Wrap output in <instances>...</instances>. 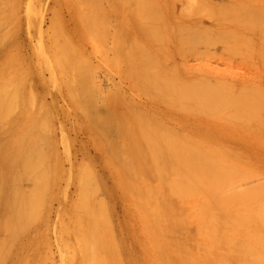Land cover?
<instances>
[{
  "label": "rangeland",
  "instance_id": "1",
  "mask_svg": "<svg viewBox=\"0 0 264 264\" xmlns=\"http://www.w3.org/2000/svg\"><path fill=\"white\" fill-rule=\"evenodd\" d=\"M180 1H176L175 7H172L177 15L188 14L191 17V13L194 15L200 13L198 15L203 17L200 26L203 23V26L210 25L211 19L206 16L204 18L207 3L205 6L203 0H186L187 2L182 0L180 6ZM162 6L163 0H0V142L12 146V150L16 152L20 144L29 139L30 152L35 155L32 156L31 165H38L35 167L39 168L35 169L37 170L35 174L33 169L31 173L33 179L30 177L31 180L22 181L24 189L32 190L27 193L28 199L24 197L23 201L14 198L11 204L14 207L9 209L10 213L8 211L5 215H0L2 221L0 222V264H94L96 261L95 264H152L153 262L156 264L159 260L161 264H168L166 259L170 264H187L188 262H180V260L183 262V259L178 261L176 257L171 256L174 254L170 249L174 246L170 245L169 240L168 243L166 236L164 238L167 243L163 240L161 233H164L165 227L161 230V225H158L159 231H162L159 232L156 225L158 221L155 218L160 217L157 211L161 210V207L168 212L173 207L174 196L178 197L177 186L186 191L182 186L188 176L187 164L190 156V162L197 161L201 165L215 163L214 165L221 166L218 161L223 155L228 164L222 162L221 167L225 164L228 167H224L225 171L229 168L230 171L233 169L231 173L233 175L229 177L230 180L228 179V187L222 182L227 187L223 192L228 196L230 192L259 196L255 201L262 202L259 208H261L260 213H264V149L260 148V152L251 154L241 150L239 153V149L235 148L236 151L233 146L234 150L227 148L228 151L214 147V152L217 153H208L201 141L189 140L187 137L169 133L166 130L168 126L159 113L153 111L141 113L139 107L135 105V102L142 100L164 106L163 101L172 103L176 98H179L177 102L181 105L189 103L186 96L190 90H176L158 84L159 67L162 63L164 66L165 64L171 66L173 60L169 59L173 58L176 65L185 67L181 68L192 69V72L189 71L191 74L194 70L200 69L214 75L227 76L228 79L237 76L246 79L262 77L264 81V68L256 64V61H250L234 53L231 55L222 51L220 46L205 50L201 44L200 49L198 47V50L192 51L188 49L190 45L182 44L184 46L181 51L178 49L172 58L161 53L158 43L163 36L161 37L157 32H160L158 29L161 30L164 26L161 25L160 19L158 24H154L155 22L152 24L156 25L155 28L150 23L149 25L140 22L142 19L139 16L154 19L162 17ZM68 8L83 12L89 9L91 17L88 18L82 13L79 22H68L64 18ZM201 10L204 13L201 14ZM127 19H139L140 23L128 22ZM207 19H210L209 22ZM177 21L178 19L176 23ZM207 22L208 24H205ZM159 24L163 27L159 28ZM177 24L180 26L183 23ZM177 24L172 26L176 28L175 30H178ZM148 30L149 32L146 33ZM16 41L22 43L21 48L15 47ZM170 48L174 49L172 46ZM128 117L136 120L143 130L141 134L128 132ZM218 152L222 155L220 153L218 155ZM3 153L5 151L1 148L0 156ZM192 155L196 158L192 159ZM32 161L36 163L33 164ZM183 162L185 166L182 165ZM231 162L232 167L229 166ZM126 163L129 165L128 169ZM12 168L7 166L5 173L9 174ZM143 171L146 172L144 175H142ZM20 179L22 180L23 177ZM201 191L196 190L195 195L189 194L190 191L180 192L184 194L182 196L184 199L180 198L182 201L188 198L190 203L185 201L188 205L191 204L190 199L197 200L198 203L200 201V210L206 205L201 202L208 203L211 200L208 196V199L205 198L206 195H202L203 191ZM190 195H194V198ZM195 196L203 197L204 200L196 199ZM177 200L176 202L179 201ZM20 202H23V206ZM192 202L194 204L195 201ZM253 203L257 204L252 202L250 207L249 203L238 204L240 207L247 205L246 208H250L249 212L251 207L255 206ZM15 204L22 208H17ZM234 205L230 206L234 208ZM15 207L17 213L13 211ZM226 207L219 205L217 209L211 211L217 210L220 213L219 209H221L224 214L230 208ZM236 207L238 208L237 205ZM245 207L238 210L239 214L244 213L245 216L251 217V214L245 212L247 211ZM253 211L254 209L251 213L255 214L256 211ZM193 212L196 213L191 209L188 214ZM228 212L230 214V210ZM185 214L188 216L187 213ZM146 215L149 216L148 220L145 219ZM153 215L155 218L151 217ZM186 215L183 214V217ZM206 215L204 219H208ZM255 215H258V212ZM214 217L213 221L216 220V216ZM164 218L166 221L169 217L164 216ZM193 218L199 219L198 216ZM153 219L155 224L153 225L156 227L150 224ZM189 220V222L186 220L189 225L191 224L189 231L195 232L194 226L196 229L202 220L195 221L198 223L195 225L194 220L192 222L191 219ZM88 221L99 223L102 230L106 229L105 225L107 226L108 232L105 238L110 240L111 253L107 245L103 246L101 242L97 244L93 241L91 233L86 230ZM145 221L152 226H148ZM213 221L212 224L215 222ZM166 222L164 225L169 221ZM163 223L161 221L160 224ZM203 223L199 227L202 232L200 234H203L201 227L204 224L208 225V228L203 227L205 233L210 226L212 227L211 224ZM221 223L224 224L223 221ZM168 224L170 228L166 227V229L172 230L168 231L169 233L178 232L186 225L180 228L174 225L171 228V223ZM234 227L241 230V226ZM234 227L231 228L235 231ZM251 227L254 226L251 225L247 230H252ZM153 228H156L160 234L159 238L164 242V247L160 244L162 253L157 248H153L157 236L155 229L153 233ZM175 228L178 230L176 231ZM186 228L185 231L188 230ZM212 228L209 229V234L210 230L215 228L217 230V227ZM148 232L155 238H149ZM252 233L251 231L250 234ZM172 234H169L170 239L171 236L176 237L177 233ZM183 234L179 233L177 236ZM263 234L258 232L257 236L255 233V236L252 235L254 238H249L264 239ZM247 236L244 235L242 238H248ZM156 243L158 245V242ZM231 243L234 244L230 242L229 245H232ZM227 244L225 247L228 246ZM166 247L167 249H164ZM198 249L193 252L195 260L199 259L196 258L197 256L201 257L196 253L200 251ZM209 249L206 254L201 248L200 255L206 254L205 256L208 257V253L212 251ZM154 250L157 253H154ZM253 250L254 255L257 256L254 257L256 260H264V249L258 251L253 248ZM220 251L218 249V253L223 252ZM231 251L229 249V253ZM224 252L218 255L220 258H216L217 255L210 258V263L212 260L211 264L215 259H222L217 264L221 262V264H230L229 259L230 261L233 259L226 256L228 251ZM154 254L161 256V259L152 261L156 256ZM240 254L244 252L239 253L241 257ZM100 257L104 259V263ZM201 259L203 257L199 260ZM204 260L201 263L208 264L209 260L207 258V261ZM253 262L254 259L251 263ZM238 263L240 264V261Z\"/></svg>",
  "mask_w": 264,
  "mask_h": 264
},
{
  "label": "bare ground",
  "instance_id": "2",
  "mask_svg": "<svg viewBox=\"0 0 264 264\" xmlns=\"http://www.w3.org/2000/svg\"><path fill=\"white\" fill-rule=\"evenodd\" d=\"M176 1H179V0H163V6L161 7L163 10L162 11L163 14L161 15L162 17H157L158 20H157V18L154 19V18H147L144 16H139L142 19V21H140V22H145L147 24L150 23L152 27L154 26L152 24L154 22H155L154 24H158L159 19H160L161 25L164 26V28H162L161 30L158 29V31H160V32H157V33L161 34V37L163 36L159 40V43H158L159 44L158 46H160L159 50L161 51V53L166 54L168 56V58H172L174 56L175 52L178 49L180 50L184 46L182 44L190 45L191 47L189 46L188 49H190L192 51H196V50L200 49L201 44L205 50H209L212 47L215 49V48H217V46H220L222 48V51H226L227 53H229L231 55H233V53H234V55L238 54L242 58L245 57V58H248L250 61L253 60V62L256 61L257 62L256 64H259L261 68H264V0H203L204 5L206 6L205 3H207L208 5L206 6L207 11L204 13V11H205V8H204L203 9L204 11L201 10V14L203 12L205 14L204 18L206 16V18L208 17L211 19L210 25H207L208 27L206 25L203 26L204 23L201 24L202 26H200V22L203 21V17H202V15H198V14H200V13H198L199 10L195 11L198 14L194 15V13H191L194 17L191 14H190L191 17L188 14H186V16H184L185 14L184 15H177L173 9L175 7L174 5H175ZM203 1H202V3H203ZM29 2H31V1H29ZM183 2H184V0H183ZM177 4H178V2H177ZM179 4H181L180 6H182V0L180 1ZM179 7H178V9H179ZM54 13H56V12L54 11ZM82 13L86 14L88 16V18L91 17V11L89 9H86V11L83 12V10H76L75 8H68L65 11L64 18L68 22H79V18H80V16H82ZM178 16H180V17H178ZM183 16H184V18L186 17V19H184ZM196 16H197V18H196ZM139 17L137 16V18H139ZM139 19H137V20L127 19L126 21L138 22ZM176 19H178L177 23H179V24L183 23V24L179 26L176 23ZM179 20L181 23L179 22ZM209 20H208V22H209ZM140 22H138V23H140ZM208 22L205 24H208ZM173 24H177L178 30H175L176 28H173L174 27ZM159 25H157V26H159ZM161 25L159 26V28L163 27ZM200 27H202V28H200ZM155 28H157V27H155ZM149 29H151V28H149ZM164 29H165V31H164ZM147 32H149V30L146 31V33ZM151 36H153V34ZM171 46L174 49H171L170 48ZM15 47L17 49L21 48L22 43L20 41H16ZM169 60H173V63L171 66H169V65L167 66L166 64L164 66V64L162 62H161L162 64L160 63L161 66L159 67V69H161V70L158 69V73H157L158 74V82H159L158 84H161L163 86L172 87L176 90L177 89H179V90H181V89L190 90L189 94L186 96L189 103L187 105H181L177 102V99H179V98H176L174 100V102H172V103H170V102L166 103V101H163L165 103V105L163 106L160 103H154L152 101H142L141 100V101L135 102V105H137L139 107V110H140L139 112L142 113L144 111H153L154 113L155 112L159 113L161 115L162 120L168 126V127H166V130L169 131V133H173V134L178 135V136L187 137V138H189V140L195 139V140L201 141L202 144H204L203 147L205 148V150L208 153H213L215 150L214 147L215 148L218 147L217 149H219V147H220V149H222V150H226L227 148L230 150L231 149L234 150L235 148H237V150L239 149L238 150L239 153L241 150V152L242 151H245V152L248 151V152H251V154L252 153L256 154L257 151L260 152V150H259L260 148L264 149V81L262 80V77L261 78L256 77L257 79H254L253 77H252V79L251 78L246 79V78H240L237 76L235 78L231 77L230 79H228L227 76H225V77H227V78H225L224 76L222 77V76L214 75L213 73H212L213 74L212 75L211 73H208L209 71L200 70V69L194 70L193 74H191L189 71L192 72V69L186 70L187 68L183 69L185 67H183L181 65H176L175 64L176 63L175 58L169 59ZM181 67H183V68H181ZM260 67H258V68H260ZM188 72H189V74H188ZM230 76L231 75H229V77ZM258 78H260V79H258ZM180 100H182V99L180 98ZM127 122H128V127H129L128 132H132L133 134H137V135H139L143 132L142 128L139 127V124L136 122L135 119L128 117ZM30 143L31 142L29 141V139H26L23 142V144H20L21 146L18 148V150L16 152H14V150H12V146L10 147V146H7L6 143H4V142H0V149L2 148L5 151V153H3L0 156V161L2 162V163L0 162V168H1L0 169V171H1L0 172V201H1L0 202L1 203L0 204L1 205L0 215L1 216L8 213L9 209H13L12 207H14V205L12 206L11 204H12V201L14 200V198H16L17 200H23L24 201V197L27 198L29 196V195L27 196V193H29L30 190L28 191V189L23 188L22 181L27 182L28 180H31L30 177H32L31 173L33 172V169H34V174H35V171H37L39 169V168L35 167L38 165H33V166L31 165L30 161L33 160L32 156H35V155H32L33 152L32 153L30 152L31 151V144ZM216 143H217V145H216ZM232 146L234 149L232 148ZM228 149H227V151H228ZM7 150L8 151L10 150V151L8 152ZM222 150H221V152L224 153V151H222ZM215 153H217V152L215 151L214 154ZM219 153L220 152H218V155H219ZM13 154L15 155V157ZM222 156H221V159H219V156H218V159L220 160L218 162L221 163V166L223 165V163H226V165H227L228 163L225 161L226 159H224ZM190 157H189V162H190ZM195 158H196L195 155H192V159H195ZM32 162H34V161H32ZM178 162H180V160H178ZM189 162L187 164L188 165V176L184 182V186H182V187H184V189L186 191H190L189 194L192 193L194 195L196 194V190L197 191L202 190L203 191L202 195L205 194L206 196H204V197L207 198V196H208V198L211 200L208 201V203H207V201L201 202V204H203V205L206 204V205H204V206L202 205L203 207H201V209L199 210V208L201 206V205L199 206L200 201L198 203L197 200L192 199L193 201H195L194 204L197 203L196 205H194L192 200L190 199L191 204H192V205L190 204L191 205V207H190V205H188V203H190L188 198L185 199V201H187L188 203L185 202L184 200L183 201L181 200V198L184 194H180V192H186V191L182 190L180 186H177L176 187V192H177L176 195L178 197L174 196L175 202L173 204V207L169 210V212H171L172 214H170L167 211V209H164L161 207V210L157 211V215L160 217H157L155 215L157 217V219H156L154 217V215L151 216V217H154L155 220L160 222V223H161V221H162V223L164 222L163 225L160 223L158 224V222L156 223V225H157V229L160 228V227H158V225L159 226L161 225V227H162L161 230H163V228L165 227L164 231H163L164 233H161V236L163 235L162 238L165 241L167 238V241L169 240L171 242L170 245L172 247L174 246L173 249L170 246V248H171L170 252H172V250H173L172 253L174 254L171 256L176 257V259L178 261L180 259H183L184 260L183 262L180 260L181 263L188 262L189 264H194L196 262V264H198V263L205 264V263H201V262H203L204 259L205 260H206V258H207V260H209L210 258L212 259L213 256L215 257V255H217L216 258L217 257L220 258L219 254H224L225 253L224 251H228V252H226L227 255L226 254L225 255L227 257L229 256L228 258L232 257L231 259H233V261H230V259H229L230 264H232V263L234 264V262H237V261L238 262L240 261V264H243L242 262H244V264H264V260L260 261V260H256L254 258L257 256L254 255L255 251L253 250V248H255L258 251L261 249L263 250L264 249V239H261V238L260 239H254L255 240L254 241L253 239L251 240L249 238V237L254 238L255 233H256V236L258 235V232H259V234H261L262 232L264 233V231H263L264 230V213L263 212L260 213L261 208H259V207H261L260 204L262 202L255 201V200H257V197L259 198V196L248 194V193L234 194V192H230V194L228 196L226 194V192H223V189H225V188L227 189V187H228L227 185H228V182L230 180L229 177H231L233 175V174H231L233 169H232V171H230V168L226 169V171L224 170V167L226 166L225 164H224V167H221L220 164H219V166L217 164L214 165L215 163L213 165L202 164V165H205L202 167V165L200 163H198L197 161H192L190 163ZM232 162L229 164L230 167H232V165H231ZM35 163H36V161L33 164H35ZM73 163H74V160H73ZM182 165L185 166V162H183ZM7 166H9L10 168H12V166H13V168L10 169L11 171L9 174H8V172H7V174L5 173ZM126 166H127L126 168L128 169V166H129L128 163H126ZM33 167H35V168H33ZM233 167H234V164H233ZM36 168H37V170H35ZM227 170L230 172H228ZM145 173L146 172L143 171L142 175H144ZM20 177L21 178L23 177V179L21 180ZM188 178H190V179H188ZM8 179H9V181H8ZM32 179H33V177H32ZM197 182L199 184H196ZM222 182H224V184L227 187ZM225 182H227V183H225ZM220 185H222V186L224 185V186L221 188ZM220 188H221V190H220ZM192 189H193L194 193L191 192ZM30 192H32V190ZM224 193H225V195H224ZM194 195L193 196L190 195V196H192L194 198ZM177 198H180L178 200L182 201V202H180V204L182 203L184 205V203L185 204L187 203L185 205L186 207L183 205H180ZM229 198L233 199V200L235 199V201L231 200L232 201V203H231ZM27 199L25 201H27ZM182 199H184V198H182ZM196 199H203L204 200L203 197H200V198L196 197ZM176 200L178 202H176ZM241 200L244 201L246 204L249 203V205H248L249 207H250V205H252V202H256V203L258 202L257 204L253 203V205H255V206L257 205L258 208L257 207L255 208V206H254V208L251 207V211L248 212V210H250V208L247 209L248 208L247 205H246L247 208L245 206L240 207L239 204H241V205L244 204V202L241 203L242 202ZM258 200L260 201V199H258ZM250 201H251V203H250ZM16 202L18 203V201H16ZM233 203L234 204L236 203V204L234 205ZM16 204H15V206H16ZM20 204H22L21 206H23V202L22 203L20 202ZM228 204H230L231 206L234 205L235 207L237 205L238 208L234 207L235 208V210H234V208H232ZM219 205L222 207L227 206L226 208H228V206H229L231 208V209L228 208V210H230V214H229L228 210H226V213L224 212V214H222L223 210H221V209H219L221 214L219 212H217V210L214 211V212H216V214L213 211H211V210L217 209V206H219ZM21 206H19V207H21ZM193 206H195V207L192 208ZM16 207L14 208L13 211H15ZM19 207H17V208H19ZM242 207L243 208L245 207V209L247 210L245 212H248V214H251V217L245 216L244 213H242L243 215L241 213L239 214L238 210L240 208H241L240 210H242L243 209ZM190 208L193 211H196V213H194V212L190 213L192 215L194 214L193 216L188 214L189 212H191ZM195 208H196V210H194ZM182 209H184V210L182 211ZM197 209H198V212H197ZM203 209L205 210V212ZM236 209H237V211H236ZM253 209H254V211H256L255 214L258 212V215L251 213ZM257 209H258V211H257ZM19 211H21V210L19 209ZM234 211H236V212H234ZM17 212L18 211H15V213H17ZM199 212H200V214H199ZM227 212H228V214H227ZM243 212H244V210H243ZM9 213H10V211H9ZM15 213H12V214L15 215ZM166 213L168 215H166ZM185 213H187L188 216ZM218 213L220 214V216L222 218L218 215ZM183 214H184V216L186 215V217H183ZM203 214H204V216H203ZM225 214H227V216ZM248 214H246V215H248ZM205 215L207 216L208 219H204V218H206ZM208 215H210V216H208ZM164 216L170 218V220H169V218H166V221L167 222L169 221L171 223V228H173L174 225H175V227L177 226L180 228L184 224H186L185 226H187V228L185 226L182 227L183 229L184 228L188 229V230H186L187 232L184 229L186 234H183L185 232H183L182 228H181L182 229V231H181V229H179V230L176 229L177 227L175 228V230L176 231L178 230V232L181 235L183 234V236H177V234L179 235L178 232H174V233L170 232L169 233L168 231H172V230H170L168 228L166 229V227L170 228V224H168L169 222L167 223L165 221ZM195 216L196 217L198 216L199 219H197V220H195L196 218L192 219V217H195ZM211 216L214 219H215L214 216H216V220H214L216 222V224L213 221V218H211ZM145 217H143V219L144 218L147 219V217H149V216L146 215ZM187 217H189V218L187 219ZM201 217H202V219H201ZM159 219L161 221H159ZM189 219H191V222L194 220V223H193L194 225L198 224L197 222L202 220V221H200L201 225L199 224V226H197L198 229H197V227L195 229V226H194V231L196 230L195 231L196 233L189 231L190 225H191V224L189 225V223H188L190 221ZM209 219L211 220V222L209 221ZM220 219L223 221L224 224L221 223L222 221H219ZM207 220L209 221V223L206 222ZM153 221H154V219L152 221H150V222H152L150 224L153 225L154 224ZM195 221H197V222L195 223ZM203 221H204V223H208L209 225L211 224L212 227H217V230H216V228L214 230H210V234L213 232L214 233L213 235L211 234V236H210V234L208 233L209 229L212 228L211 226L209 227V229H207L208 231L206 230L207 232L205 233V230H203V227H204V229H205V226H206V228H208V225L204 224ZM212 221L214 222L213 224H212ZM0 222H2V221H0ZM145 222L147 224V221H145ZM165 222L167 223V225H164ZM186 222L188 223V225ZM218 222L221 224H219ZM202 223L204 224V226L201 227V230L203 231L204 235L200 234L202 232H200L199 227L202 226ZM218 224H219V226H218ZM147 225L152 226L149 224H147ZM154 225L152 227H156ZM214 225H216V226H214ZM251 225L256 227L257 229H255L254 227H251L252 230H247V228L250 227ZM7 226H5V227H7ZM234 226H241V230L235 229ZM231 227H234L235 231ZM104 228L107 229V226L105 225ZM251 228H249V229H251ZM259 228L260 229L262 228V229L260 230ZM106 229L102 230V227H100V224L99 223L97 224L95 221H88L86 223V230L91 233V237H92L93 241L96 242L97 244L101 242V244L103 246L107 245L108 251H109V247H110L109 241L110 240L105 238L106 237L105 234L108 232L107 231L108 229L107 230ZM154 229L156 230V228H153V233L155 232ZM165 229L167 230V232L165 231ZM221 229H223V230H221ZM230 229H232L233 231ZM161 230L159 231V229H158L159 232H162ZM218 230H219V232H217ZM253 230L254 231L257 230V231L254 233ZM158 231L156 230L157 233H155V234H157L158 238H157V236H155V237L157 239H160V241H158L155 237L151 236L152 233H150V232H152V231L148 232V234L150 233L149 238H151V239L155 238L154 241L158 242V245L155 242V244L153 245V248H157L158 251H160L162 253L163 249L161 250L160 248L164 247L163 246L164 242H162V240H161L162 238H159L160 234L158 233ZM197 231H199V232H197ZM215 231L217 234L215 233ZM251 231L253 232L252 233V235H254L253 237L250 234ZM181 232H183V233H181ZM168 233L170 235L172 233H173L172 235H175V233H177V234H176V237L171 236V239H172V241H171L170 235ZM155 234H153V235H155ZM207 234H209V235H207ZM248 234L251 236H249ZM167 235L169 238L167 237ZM184 235H185V237H184ZM244 235L245 236L248 235L247 237L249 239L246 237L242 238ZM165 236H166V238H164ZM208 236H209V238H208ZM173 237H175V239ZM182 237H184V238H182ZM167 241H166V243H167ZM169 241H168V243H169ZM178 242H179V244H177ZM230 242L234 243V244L231 243L233 246L229 245ZM172 243L173 244L175 243L176 245L175 244L172 245ZM226 243H228L227 244L228 246H232V247H228V246L225 247ZM253 243H254V245H253ZM97 244H96V247H97ZM160 244H162L161 247H160ZM184 244H186V245L183 246ZM207 244L209 246H207ZM210 245H211V247H210ZM167 246H169V245H167ZM187 247H190V248H187ZM195 248H197V249L200 248V249H198L200 251H198L196 253H197V255L201 256V257L197 256L196 258L200 259L203 257V259H201V260L196 259L195 260V258H194L195 256H193L194 250L197 251V249H195ZM201 248H202V250L203 249L205 250L206 254L208 252V250H207L208 248H210L209 249L210 251H211V249H212V251L215 250V252L211 251L210 254L208 253V255H209L208 257L205 256L206 254L204 252L203 255L204 254L205 255L202 256V255H200L201 254ZM239 248H241V249H239ZM151 249H152V247H151ZM164 249H167V247ZM188 249H192V250L189 251ZM216 249H217V251H216ZM218 249L223 251L224 253L223 252L218 253ZM229 249H230V251L232 250L230 253H229ZM97 250L98 249L96 248V252H97ZM233 250H235V251H233ZM236 250H237V252H236ZM241 250L244 252V254H242L243 256L240 254L241 255V257H240L239 253H243ZM96 252H93V253L95 254ZM109 253H111V251H109ZM154 253H157V252H155V250H154ZM196 253H195V255H196ZM212 253H214V255ZM166 254H167V252H166ZM96 255H97V253H96ZM154 255L157 256V254H154ZM230 255H233L235 257L233 258V256H230ZM101 257H102V255H101ZM101 257H100V259H102ZM155 257L152 261H155V259L156 260L161 259L160 258L161 256L158 258L157 257L155 258ZM248 257H249V259H248ZM250 257H252V258H250ZM166 258H167V256H166ZM250 259L252 261L254 259L255 262L251 263L252 261H250ZM97 260L99 261L98 263H100V260L99 259H97ZM103 260L104 259H102V262H103ZM162 260H164V259H162ZM193 260H195V261H193ZM210 260L207 261L208 264H211L213 262V260H212L210 263ZM220 260H222V259H215L216 264L219 263ZM241 260H243V261L241 262ZM165 261H166V263L170 264V262H167V259ZM215 261L213 264H215ZM159 262H160V260H159ZM159 262H157L156 264H158ZM238 262L235 264H239ZM95 263H97V261L94 262V264ZM152 264H154V262ZM159 264H161V262ZM162 264H164V263H162ZM172 264H174V263H172Z\"/></svg>",
  "mask_w": 264,
  "mask_h": 264
}]
</instances>
